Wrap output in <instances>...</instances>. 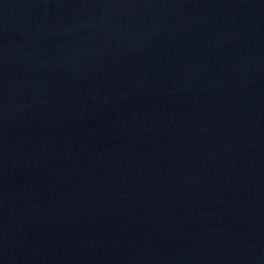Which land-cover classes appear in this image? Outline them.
I'll return each instance as SVG.
<instances>
[{
  "label": "water",
  "instance_id": "water-1",
  "mask_svg": "<svg viewBox=\"0 0 264 264\" xmlns=\"http://www.w3.org/2000/svg\"><path fill=\"white\" fill-rule=\"evenodd\" d=\"M0 264H264V0H0Z\"/></svg>",
  "mask_w": 264,
  "mask_h": 264
}]
</instances>
